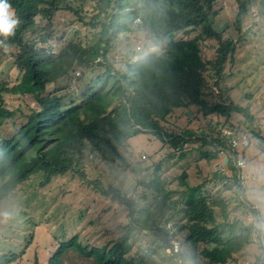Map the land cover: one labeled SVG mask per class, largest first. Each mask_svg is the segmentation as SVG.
Masks as SVG:
<instances>
[{
    "label": "trees",
    "instance_id": "16d2710c",
    "mask_svg": "<svg viewBox=\"0 0 264 264\" xmlns=\"http://www.w3.org/2000/svg\"><path fill=\"white\" fill-rule=\"evenodd\" d=\"M217 1L97 0L94 13L85 23L79 15L82 7H75L73 2L68 5L67 0H9L19 24L6 43L15 49L13 63L19 79L11 86L0 81V127L16 116L5 107L6 94L32 96L38 109L29 114L20 112L24 119L16 131L8 138L0 136V203L34 175H41L43 183L48 184L53 177L72 171L79 165L87 145L108 163L118 161L119 150L140 134L157 137L171 144L175 151L182 149L189 141L198 139L199 133L191 128L177 133L168 131V117L175 110L187 109L191 115L194 108L192 116L200 114L203 118L215 114L229 118L231 112H236L247 123V128L237 131L256 132L249 110L232 103L228 96L215 95L204 76L214 70L216 77H220L227 56H234L231 40L221 41L214 61L208 63L200 56L199 36L174 40L176 33L189 35L199 27L205 36L211 38L216 34L210 28L209 13ZM236 1L238 23L256 0ZM259 3L264 6V0ZM60 11L72 13L77 21L92 28L95 43L83 46L68 41L53 52L49 47L53 39L50 24ZM39 21L45 24L40 26ZM136 29L164 47L160 53L132 56L122 69H116L107 59L110 44ZM76 71L78 93L74 92L69 104H62L55 95L48 96L59 92L58 88L44 95L48 85ZM199 135L204 145L215 147L212 153L201 151V158L210 162L221 155L225 157L222 166L231 171L230 179L235 183L238 169L232 162L227 137L220 133L213 138ZM253 135L258 137L259 133ZM159 164L152 179L142 182L144 189L150 191L149 205L137 207L127 198L121 199L130 208L127 230L113 246L88 247L73 236L59 244L47 264H64L68 251L91 261L90 264H227L252 243L254 226L239 220L216 222L214 208H219L226 222L228 202L202 192L203 185L187 186L177 200L173 199L175 192L162 181ZM185 176L179 177L182 186ZM212 176L224 182L229 180L223 171L215 170ZM252 212L258 217L255 210ZM168 224H175L178 234L184 232L183 243L191 247V254L177 250L169 241ZM135 232L143 233L149 241L143 250L130 255L129 241ZM259 246L262 256L254 264H264V234ZM7 263L5 257L0 259V264Z\"/></svg>",
    "mask_w": 264,
    "mask_h": 264
},
{
    "label": "rangeland",
    "instance_id": "374dc122",
    "mask_svg": "<svg viewBox=\"0 0 264 264\" xmlns=\"http://www.w3.org/2000/svg\"><path fill=\"white\" fill-rule=\"evenodd\" d=\"M96 1L81 3L79 0H67V4L73 2L75 7H82L79 15L85 18L86 23L94 13ZM237 12L236 0H218L209 13L210 28L216 34L211 38L205 36L199 27L189 35L176 33L174 40L199 36L200 56L205 63L214 61L221 41L231 40L234 44V56H227L220 77H216L214 70L204 76L215 95L228 96L232 103L247 108L253 116L256 128L253 134L259 133V136L255 137L248 130L251 132L248 133L251 138L249 148L244 152L237 151L246 162L242 170L244 183L238 178L235 183L231 181V171L222 166L226 159L222 155L210 162L201 158V151L212 153L215 147L204 145V139L199 135L204 133L213 138L219 133L224 136L228 131L239 132L238 128H247L244 116L231 112L229 118L217 114L203 118L200 114L192 116L196 112L194 108H191V115L187 109L175 110L168 117V131L177 133L191 128L199 133L198 139L189 141L178 151L157 137L140 134L119 150L118 161L108 163L87 145L79 165L72 171L53 177L48 184L43 183L41 175H34L19 185L0 203V259L5 257L7 264H47L59 244L73 236L88 247L113 246L127 230L130 208L121 199L127 198L137 207L149 205L152 200L150 191L144 189L142 182L152 179L159 163L162 181L167 184V189L175 192L173 199L177 200L187 186L203 185L202 192L228 202L226 222L219 208H214L218 224L239 220L255 227L252 243L227 264H254L256 258L262 256L259 244L264 234V6L256 0L238 23L235 20ZM44 24V21H39L40 26ZM50 26L53 39L49 47L53 52H58L68 41L80 42L83 46L96 41L92 35L94 30L66 11L58 12ZM110 47L107 59L115 64L116 69H122L130 57L160 53L164 44L151 41L144 31L136 29L117 37ZM14 54L15 49L4 40L0 44V81L9 83V86L19 79L13 63ZM78 72L48 85L44 95L58 88L59 92L48 96L55 95L62 104H69L74 92L78 93ZM3 98L5 107L16 115L0 127V136L8 138L24 119L20 112L29 114L30 110L38 109V104L32 96L6 94ZM215 170L223 171L229 180L224 182L214 178L212 173ZM183 174L186 176L182 186L179 177ZM144 197L146 201L142 200ZM253 210L258 217L253 216ZM168 228H171L168 239L175 248L191 254V247L183 243L184 232L178 234L175 224H168ZM148 241L143 233L135 232L129 241L130 255L143 250ZM166 253H171V250ZM63 263L90 264L91 261L68 251Z\"/></svg>",
    "mask_w": 264,
    "mask_h": 264
},
{
    "label": "built area",
    "instance_id": "2783aa9c",
    "mask_svg": "<svg viewBox=\"0 0 264 264\" xmlns=\"http://www.w3.org/2000/svg\"><path fill=\"white\" fill-rule=\"evenodd\" d=\"M228 140V144L230 147L231 152L233 153L232 162L234 167L238 169L237 178L244 183V176L242 174V170L245 168L246 162L245 160L239 156L237 151L247 150L249 148L250 140L248 134L244 133L243 131L239 132H226L225 135ZM234 153L236 155H234Z\"/></svg>",
    "mask_w": 264,
    "mask_h": 264
},
{
    "label": "clouds",
    "instance_id": "9594fccd",
    "mask_svg": "<svg viewBox=\"0 0 264 264\" xmlns=\"http://www.w3.org/2000/svg\"><path fill=\"white\" fill-rule=\"evenodd\" d=\"M19 21L16 17L15 10L9 3V0H0V44L4 43L8 37L14 35Z\"/></svg>",
    "mask_w": 264,
    "mask_h": 264
},
{
    "label": "water",
    "instance_id": "95a60500",
    "mask_svg": "<svg viewBox=\"0 0 264 264\" xmlns=\"http://www.w3.org/2000/svg\"><path fill=\"white\" fill-rule=\"evenodd\" d=\"M223 162L225 163L226 162V159H224Z\"/></svg>",
    "mask_w": 264,
    "mask_h": 264
}]
</instances>
